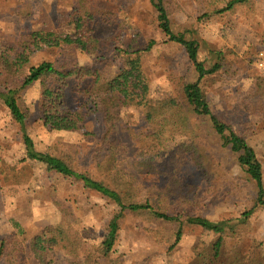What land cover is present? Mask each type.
<instances>
[{
  "label": "rangeland",
  "instance_id": "1",
  "mask_svg": "<svg viewBox=\"0 0 264 264\" xmlns=\"http://www.w3.org/2000/svg\"><path fill=\"white\" fill-rule=\"evenodd\" d=\"M228 1L165 0V4L173 30L199 41V58L206 66L216 61L222 64L221 69L202 80L203 92L212 110L255 148L264 176V76L256 65L257 55L264 49V0H247L226 9ZM78 2L0 0V48L12 54L24 50L35 30L71 31L69 20ZM91 2L104 10L96 13L91 24L92 35L100 38L99 50L88 54L69 46L44 48L32 55L31 64L44 59L77 61L98 65L109 73L118 68L121 59L115 53L116 46H144L154 39L156 44L141 54L150 85L148 100H183L184 83L194 81L196 73L184 48L165 41L151 0ZM24 77V73L15 77L13 85L20 86ZM73 86L66 88L65 101L69 108H79L85 100ZM39 96V82L23 90L24 102L31 111L26 129L37 149L65 156L75 168L109 180L98 162L113 143L121 173L139 179L137 199L148 200L172 215L183 211L220 220L239 217L253 207L257 193L254 183L246 178L208 124L195 122L194 129L195 141L205 153L204 168L195 165L188 153H177L176 162L170 166L172 145L165 149L157 142L158 137L147 136L142 105L124 106L111 121L103 112L87 107L79 130H56L40 118ZM22 136L21 125L0 99V240L7 239L10 247L7 255L0 256V264H9L12 253L14 264H39L28 252L30 240L44 227L61 221L63 206L72 213L75 226L88 243L92 247L100 244L109 220L118 211L115 203L77 179L50 171L35 160H25ZM141 160L156 161L160 172L137 174L132 163ZM172 166L174 179L181 180V189L174 194L167 190V185L174 184L168 177ZM120 226L117 249L123 264H187L198 250L211 247L218 237L185 223L180 240L173 246L178 222L144 213L126 212ZM224 238L227 253L232 247L248 253L256 246L264 258V205L255 208L247 222L238 224L235 232ZM15 242L21 246L19 251H11ZM225 259L224 255L221 262L226 263Z\"/></svg>",
  "mask_w": 264,
  "mask_h": 264
},
{
  "label": "trees",
  "instance_id": "2",
  "mask_svg": "<svg viewBox=\"0 0 264 264\" xmlns=\"http://www.w3.org/2000/svg\"><path fill=\"white\" fill-rule=\"evenodd\" d=\"M246 1L229 0L225 8L232 9L237 3ZM151 2L157 11L158 26L166 36L165 41L177 42L184 48L196 73L194 81L184 83V96L180 101L169 98L151 103L148 100L150 85L142 68L141 54L156 44L154 39L144 46H116L115 53L121 59L118 68L109 73L104 72L98 65H85L77 61L55 62L44 59L31 64L32 55L44 48L69 46L88 54L99 50L100 38L92 35L91 24L96 20V13L104 10L97 9L91 0H79L73 9L69 20V24L73 25L71 31L35 30L31 33V43L26 45L24 50L12 54L0 48V99L11 117L21 125L26 150L25 160H35L50 171L81 181L84 187L115 203L118 209L109 220L100 244L92 247L75 226L72 213L63 206L61 221L44 227L30 240L28 252L39 264H123L117 244L121 229L120 219L126 212L144 213L159 220L177 221L179 226L173 246L180 240L185 223L200 227L209 234L218 235L211 247L198 250L187 264H263V255L258 252L256 246L248 253H242L236 247H232L229 253L226 251L224 236L235 232L238 224L247 222L255 208L264 205V176L263 166L255 148L243 134L237 132L229 122L212 110L203 92L202 80L207 75L216 73L222 64L216 61L207 67L199 58V41L188 38L184 32L177 33L173 30L165 0ZM218 53L222 55L221 52ZM23 73L25 77L22 84L14 86V78ZM36 82L40 83V118L46 126L56 130H79L84 125V112L87 107L103 112L105 119L111 121L115 118L114 113H119L124 106L142 105V120L146 121L147 136L158 137L157 142L165 149L172 145L170 166L176 162L177 153H188L195 165L204 168L205 153L195 141L197 134L194 129L195 122L208 124L211 131L220 137L222 146L236 161L246 178L254 183L257 193L253 207L239 217L220 220L185 214L183 211L172 215L148 200L137 199L139 179L137 175L121 173L113 143L108 148L110 152L98 162L109 180L96 178L88 171L75 168L65 156L37 149L26 129L31 111L23 97V90ZM70 85H74L78 94L85 100L79 108H69L66 104V88ZM166 138L171 141H163ZM132 166L137 174L160 172L159 163L153 160L134 161ZM174 169L175 166H172L171 176L168 174L169 180L174 183L167 185L171 194L181 189V180L174 179ZM20 231L22 232V229ZM7 243L5 238L0 240V256L7 255L10 250ZM14 245L11 251L21 249L18 243L15 242ZM224 255L226 263L221 262ZM14 256L12 253L9 257V264H14Z\"/></svg>",
  "mask_w": 264,
  "mask_h": 264
},
{
  "label": "built area",
  "instance_id": "3",
  "mask_svg": "<svg viewBox=\"0 0 264 264\" xmlns=\"http://www.w3.org/2000/svg\"><path fill=\"white\" fill-rule=\"evenodd\" d=\"M256 65L260 70V72L262 73V75L264 76V49L259 51L256 58Z\"/></svg>",
  "mask_w": 264,
  "mask_h": 264
}]
</instances>
